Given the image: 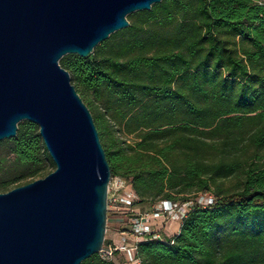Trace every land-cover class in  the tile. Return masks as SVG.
Wrapping results in <instances>:
<instances>
[{
    "label": "trees",
    "instance_id": "16d2710c",
    "mask_svg": "<svg viewBox=\"0 0 264 264\" xmlns=\"http://www.w3.org/2000/svg\"><path fill=\"white\" fill-rule=\"evenodd\" d=\"M126 19L89 58L59 61L111 175L128 183L135 205L214 198L173 237L138 242L136 257L264 264V0H162ZM45 165L55 170L38 127L19 123L0 142V193L37 180ZM81 264L123 261L95 254Z\"/></svg>",
    "mask_w": 264,
    "mask_h": 264
},
{
    "label": "water",
    "instance_id": "95a60500",
    "mask_svg": "<svg viewBox=\"0 0 264 264\" xmlns=\"http://www.w3.org/2000/svg\"><path fill=\"white\" fill-rule=\"evenodd\" d=\"M162 0H0V142L35 124L55 170L0 193V264H81L107 230L111 170L92 114L59 65L89 58Z\"/></svg>",
    "mask_w": 264,
    "mask_h": 264
},
{
    "label": "built area",
    "instance_id": "2783aa9c",
    "mask_svg": "<svg viewBox=\"0 0 264 264\" xmlns=\"http://www.w3.org/2000/svg\"><path fill=\"white\" fill-rule=\"evenodd\" d=\"M137 197L128 183L120 177L110 178L107 190V210L118 213L117 210H126V217L130 223L128 232L133 240L129 244L118 247L114 244L103 245L100 257L111 260L115 253H121L124 264H140L136 257V245L143 240H160L167 223H179L188 215L194 206L208 207L214 203L210 194H201L195 200L183 203L159 201L152 205L149 213H140L136 207ZM108 212V211H107Z\"/></svg>",
    "mask_w": 264,
    "mask_h": 264
},
{
    "label": "crops",
    "instance_id": "0c3cea01",
    "mask_svg": "<svg viewBox=\"0 0 264 264\" xmlns=\"http://www.w3.org/2000/svg\"><path fill=\"white\" fill-rule=\"evenodd\" d=\"M141 207V208H140ZM143 207V208H142ZM152 207V205H150ZM135 209L140 213H149L151 211H147L143 204L136 205ZM108 230H106L107 234L105 235V238L107 240V244H114L118 247H121L125 244H129L133 238L128 232L130 229V223L127 220V217H119L115 215L114 213H109V219H108ZM180 224L179 223H169L165 226L164 231L162 232L163 237L171 238L174 235H176L179 232ZM121 257L123 264V256L121 253H116L115 258Z\"/></svg>",
    "mask_w": 264,
    "mask_h": 264
},
{
    "label": "rangeland",
    "instance_id": "374dc122",
    "mask_svg": "<svg viewBox=\"0 0 264 264\" xmlns=\"http://www.w3.org/2000/svg\"><path fill=\"white\" fill-rule=\"evenodd\" d=\"M53 171H54V168H51L50 165H45V168L42 170L41 177H39V178H37V179H42V178L46 177L48 174H50V173L53 172ZM21 183H23V182H18V183L12 184V185L10 186V189H9L8 191H10V190L16 188L17 185H19V184H21ZM225 185H226L227 187L230 186V182H226ZM8 191H6V192H8ZM6 192H3V193H6ZM143 206H144V208H145L147 211H150V208H151V207H150V204H147V203H146V204H143ZM140 208H141V207H140ZM142 208H143V207H142ZM117 216H119V217H125L124 214L117 215ZM108 219H109V213L107 212V230H108V226H109ZM175 223H176V222H175ZM167 224H169V223H167ZM167 224H166V225H167ZM106 234H107V232H106Z\"/></svg>",
    "mask_w": 264,
    "mask_h": 264
}]
</instances>
